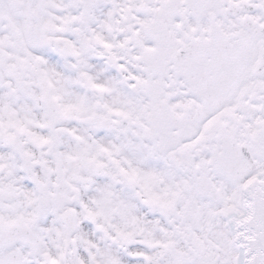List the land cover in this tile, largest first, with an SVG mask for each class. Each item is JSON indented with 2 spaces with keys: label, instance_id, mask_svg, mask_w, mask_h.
<instances>
[{
  "label": "snow or ice",
  "instance_id": "snow-or-ice-1",
  "mask_svg": "<svg viewBox=\"0 0 264 264\" xmlns=\"http://www.w3.org/2000/svg\"><path fill=\"white\" fill-rule=\"evenodd\" d=\"M0 264H264V0H0Z\"/></svg>",
  "mask_w": 264,
  "mask_h": 264
}]
</instances>
